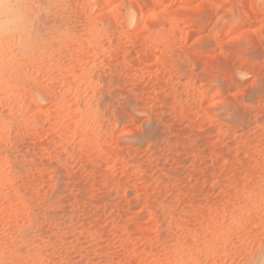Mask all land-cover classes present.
I'll return each mask as SVG.
<instances>
[{"label":"rangeland","instance_id":"obj_1","mask_svg":"<svg viewBox=\"0 0 264 264\" xmlns=\"http://www.w3.org/2000/svg\"><path fill=\"white\" fill-rule=\"evenodd\" d=\"M263 262L264 0H0V264Z\"/></svg>","mask_w":264,"mask_h":264},{"label":"bare ground","instance_id":"obj_2","mask_svg":"<svg viewBox=\"0 0 264 264\" xmlns=\"http://www.w3.org/2000/svg\"><path fill=\"white\" fill-rule=\"evenodd\" d=\"M239 20H240V19H239ZM237 21H238V19H237ZM238 23H239V22H237V25H238ZM239 25H240V24H239ZM263 263H264V262H263Z\"/></svg>","mask_w":264,"mask_h":264}]
</instances>
